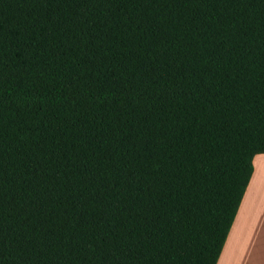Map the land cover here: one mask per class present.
Returning <instances> with one entry per match:
<instances>
[{
    "label": "trees",
    "instance_id": "trees-1",
    "mask_svg": "<svg viewBox=\"0 0 264 264\" xmlns=\"http://www.w3.org/2000/svg\"><path fill=\"white\" fill-rule=\"evenodd\" d=\"M264 152V0H0V264H216Z\"/></svg>",
    "mask_w": 264,
    "mask_h": 264
},
{
    "label": "crops",
    "instance_id": "crops-1",
    "mask_svg": "<svg viewBox=\"0 0 264 264\" xmlns=\"http://www.w3.org/2000/svg\"><path fill=\"white\" fill-rule=\"evenodd\" d=\"M264 153V152H263ZM256 157L254 167L245 188L237 212L226 236L216 264H226L227 254L232 243H238L239 264H253L252 252L244 249L249 240H255V263L264 264V250L260 241L264 240V154ZM259 154V153H257ZM256 155V154H255ZM254 155V156H255ZM256 161V163H255ZM252 163V166H253ZM256 164V166H255ZM232 240V241H231ZM234 241V242H233ZM251 253V256H250ZM252 259V260H251ZM230 260V258H229Z\"/></svg>",
    "mask_w": 264,
    "mask_h": 264
},
{
    "label": "rangeland",
    "instance_id": "rangeland-1",
    "mask_svg": "<svg viewBox=\"0 0 264 264\" xmlns=\"http://www.w3.org/2000/svg\"><path fill=\"white\" fill-rule=\"evenodd\" d=\"M260 154H262V153L256 154L254 156V158L256 157V159H257V157H258V159H259V155ZM254 158H253V161H254ZM258 159H257V162H258ZM255 163H256V161H255ZM255 166H256V164H255ZM253 167H254V163H253ZM255 242H256L255 240H249L248 243H247V246L246 247L245 246L243 247L245 250L246 249H249V251H253L252 252V257H254L253 258V264L255 263ZM238 249H239L238 248V243L237 242L232 243V245L229 248L228 254H227L228 262L226 264H239L238 253H237V250ZM260 249L263 252V250H264V240H261L260 241ZM250 256H251V253H250ZM229 258H230V260H229Z\"/></svg>",
    "mask_w": 264,
    "mask_h": 264
}]
</instances>
